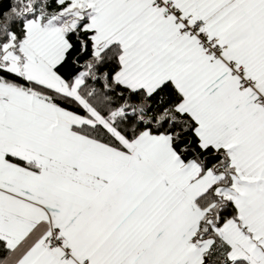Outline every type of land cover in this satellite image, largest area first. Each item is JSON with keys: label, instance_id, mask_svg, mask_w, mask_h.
Listing matches in <instances>:
<instances>
[{"label": "snow or ice", "instance_id": "1", "mask_svg": "<svg viewBox=\"0 0 264 264\" xmlns=\"http://www.w3.org/2000/svg\"><path fill=\"white\" fill-rule=\"evenodd\" d=\"M0 264H264V0H0Z\"/></svg>", "mask_w": 264, "mask_h": 264}]
</instances>
